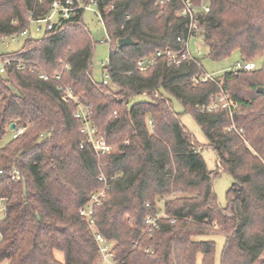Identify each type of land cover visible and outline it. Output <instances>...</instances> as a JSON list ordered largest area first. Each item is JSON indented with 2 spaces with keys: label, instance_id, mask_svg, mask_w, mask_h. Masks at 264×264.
Here are the masks:
<instances>
[{
  "label": "trees",
  "instance_id": "trees-1",
  "mask_svg": "<svg viewBox=\"0 0 264 264\" xmlns=\"http://www.w3.org/2000/svg\"><path fill=\"white\" fill-rule=\"evenodd\" d=\"M94 1L109 38L107 84L92 78L94 41L82 10L63 29L45 31L38 40L29 36L20 49L0 54V63L11 62L0 73V264H100L94 238L78 215L101 187L99 173L108 190L95 221L118 264H215L214 242L202 240L213 235L225 238L218 264H264L257 262L264 253V90L258 92L264 60L259 70L225 71L216 76L218 83H196L201 72L194 63L175 66L163 57L138 71L139 59L181 49L177 38L186 37L188 23L180 16L181 2ZM189 2L210 61L234 52L244 63L264 58V0ZM50 3L0 0V36L20 33ZM124 37L135 44L118 49ZM18 60L27 69L16 68ZM30 67L48 78L39 79ZM58 74L88 106L91 123L113 147L110 154L97 157L89 144L81 146L76 106L58 91ZM221 93L237 104L231 118L221 108L200 109ZM140 95L148 99L135 100ZM171 98L203 132L217 156L216 172L207 170ZM12 123L24 130L16 139L8 130ZM220 171L233 179L224 207L211 187ZM12 172L24 183L12 181ZM174 194L180 196L158 206ZM160 210L165 217L149 232L145 218Z\"/></svg>",
  "mask_w": 264,
  "mask_h": 264
},
{
  "label": "built area",
  "instance_id": "built-area-1",
  "mask_svg": "<svg viewBox=\"0 0 264 264\" xmlns=\"http://www.w3.org/2000/svg\"><path fill=\"white\" fill-rule=\"evenodd\" d=\"M39 1V0H36ZM182 4V10L180 11V16L186 17L188 20L187 23V35L184 38H177V42L180 44V50L174 51L173 49H167L164 51H157L154 53V55L139 59L136 62V69L138 71H145L150 66L154 65V62L158 58H165L167 60L168 64H173L175 66L181 65L182 62L188 61L191 63H194L197 67L198 71L201 72V76L199 79H193L194 82H207L211 81L214 83L217 82L216 76L212 74H208L203 71L202 64L199 63V60L193 56L190 52L189 48V42L192 38L196 39V33H199V30L201 29L200 26H198V21L194 17L193 13V7L191 2L189 0H179ZM164 1H158L157 4L163 5ZM91 5L95 7V15L101 22V24L104 27L103 21L100 17L99 12L96 9V4L94 0H89L87 4H84L82 0H51L50 7L47 10L44 15L36 18V19H29V25L23 29L20 33L10 35V36H0V43L5 44L8 46L9 40L14 41L16 36H22V37H29L30 36V29L29 27L31 25H34V31L36 33H40L44 29L45 31H51V30H60L63 29L65 26V22L67 19H69L72 15H74L77 11L82 10H89ZM204 12H207L209 10V7L207 5L203 6ZM105 30V28H104ZM106 33V32H105ZM201 54V49L197 50V55L199 56ZM11 64L9 59L4 60L0 63V73L5 72V67L9 66ZM103 64V63H102ZM108 59L107 62L103 64V66L108 67ZM27 62H24L22 60H18L16 62L15 67L19 70H25L27 69ZM64 70H68L69 67L67 63L63 65ZM257 67L255 63L253 62H241L237 61V63L231 67V70L233 71H254ZM30 72L34 73L35 71L38 72V77L41 80H46L48 78L47 73L43 71L36 70L34 67H30ZM55 80L58 83L57 89L61 93V95L67 100L72 101L75 106L76 110L74 111L73 118L78 122H80V134L82 135L83 139L80 143L81 146L82 143L89 144L97 157L102 155H108L110 154L112 150V146L108 145L105 140L99 136L97 128L93 126L90 120L91 112L87 105H83L79 102V98L74 97L72 94V91L69 86L64 85L61 82V75H56ZM103 83H108V76L105 74L103 77ZM217 108H221L224 110H227L230 118L233 116V112L237 110V104L235 102H231L228 97L221 93V95L217 96L216 98H213L211 102L208 105H202L201 110H207V111H214L217 110ZM150 130H152L153 126L150 122L147 124ZM234 124L229 126L228 130H233ZM10 133V137L12 139H16L18 135L22 134L24 132L23 128L17 127L14 124L13 129H8ZM0 175H2V172L0 171ZM12 181H18L21 180L22 183H24V179L16 172H12L10 174ZM98 181L102 184L100 188L97 189L94 193H92L86 202L80 209L78 210V215L81 216L84 221H86L88 229L91 233V235L94 238L95 244L97 246L98 252L101 256V263L100 264H118L117 260L115 259L114 252L112 251V244L106 240L104 236L101 235V233L97 229L96 221H95V209L97 206H99V203L102 199L105 198L108 190V183L107 179L104 174L99 173ZM148 206V204H147ZM4 201L0 199V216L4 211ZM162 217H165L163 210H160L155 218L152 217H146L145 218V225L146 229L151 232L153 229L157 228L158 220Z\"/></svg>",
  "mask_w": 264,
  "mask_h": 264
},
{
  "label": "rangeland",
  "instance_id": "rangeland-1",
  "mask_svg": "<svg viewBox=\"0 0 264 264\" xmlns=\"http://www.w3.org/2000/svg\"><path fill=\"white\" fill-rule=\"evenodd\" d=\"M81 20L83 21L84 25L88 29L90 35H92L94 46H93V54L91 59V68H92V78L95 81L101 82L103 75H104V63L107 62L108 54H109V38L106 35L105 30L99 19L95 15V7L91 5L89 10H85L82 14ZM35 26L31 25L30 29V36L33 39H42L44 36V29L40 33H36L34 31ZM196 39L192 38L189 42L190 52L193 56H195L199 63L202 64L203 71L212 74L214 76L221 75L225 71H229L232 66H234L237 61H239V56L237 52H234L230 58L219 61V62H212L207 58L208 49L202 45V37L201 32L196 33ZM25 37L16 36L14 41H7L8 46L5 44L0 43V54L1 53H11L14 52L22 46L25 41ZM201 49V54L197 55V50ZM264 58L257 59L256 61H252L255 63L257 70L261 69L262 61ZM103 63V64H102ZM220 86V84H219ZM262 92L264 87L261 88ZM167 96V95H166ZM168 97V96H167ZM148 99L145 95H140L139 98L135 100H146ZM172 108L173 110L180 115V121L183 126H185L186 130L189 132L191 137L194 141H196V146L199 147L200 156L205 161L206 168L208 171L216 172L218 169L217 165V156L213 153V151L208 147V141L206 140L203 132L198 125L194 122L192 116L188 113H184L182 106L173 98H171ZM150 130V129H149ZM8 131V130H7ZM233 182L232 177L227 174L226 172L220 171L219 175L215 177L211 182V187L213 189V193L215 195V201L217 202L219 207H224L226 205V193L230 189L231 184ZM179 194H174L170 196H166L163 199L157 201L158 206L163 208V203L165 201L173 199V197H179ZM210 239L214 242V249L215 255L214 260L215 264H218V261L221 256V252L223 250V244L225 238L223 235H213L202 238V240ZM264 259V253L260 256L257 262Z\"/></svg>",
  "mask_w": 264,
  "mask_h": 264
},
{
  "label": "water",
  "instance_id": "water-1",
  "mask_svg": "<svg viewBox=\"0 0 264 264\" xmlns=\"http://www.w3.org/2000/svg\"><path fill=\"white\" fill-rule=\"evenodd\" d=\"M134 44L135 43L132 41V39L130 37H124V38L118 40V42H117V48L118 49H121L124 46H132ZM258 92L261 93L262 92V89L261 88L258 89ZM13 127H14V124L13 123L9 125V129L10 130L13 129Z\"/></svg>",
  "mask_w": 264,
  "mask_h": 264
}]
</instances>
